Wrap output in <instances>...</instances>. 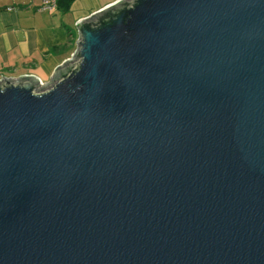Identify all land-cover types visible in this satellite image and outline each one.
<instances>
[{"label":"water","instance_id":"1","mask_svg":"<svg viewBox=\"0 0 264 264\" xmlns=\"http://www.w3.org/2000/svg\"><path fill=\"white\" fill-rule=\"evenodd\" d=\"M41 85L0 80V264H264V0H118Z\"/></svg>","mask_w":264,"mask_h":264},{"label":"crops","instance_id":"2","mask_svg":"<svg viewBox=\"0 0 264 264\" xmlns=\"http://www.w3.org/2000/svg\"><path fill=\"white\" fill-rule=\"evenodd\" d=\"M44 0H0V80L35 75L48 83L77 48V23L118 0H73L42 10Z\"/></svg>","mask_w":264,"mask_h":264},{"label":"built area","instance_id":"3","mask_svg":"<svg viewBox=\"0 0 264 264\" xmlns=\"http://www.w3.org/2000/svg\"><path fill=\"white\" fill-rule=\"evenodd\" d=\"M57 2L58 0H44L40 8L42 10H52L57 5ZM39 80H40L41 85L47 84V83H44L41 79Z\"/></svg>","mask_w":264,"mask_h":264},{"label":"trees","instance_id":"4","mask_svg":"<svg viewBox=\"0 0 264 264\" xmlns=\"http://www.w3.org/2000/svg\"><path fill=\"white\" fill-rule=\"evenodd\" d=\"M59 4H62L63 2V9L67 10L70 8V4L73 2V0H58Z\"/></svg>","mask_w":264,"mask_h":264}]
</instances>
